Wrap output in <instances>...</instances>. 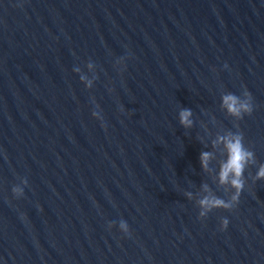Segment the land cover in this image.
<instances>
[{"label":"water","instance_id":"obj_1","mask_svg":"<svg viewBox=\"0 0 264 264\" xmlns=\"http://www.w3.org/2000/svg\"><path fill=\"white\" fill-rule=\"evenodd\" d=\"M242 87L237 119L220 98ZM228 131L253 153L244 187L197 219L205 186L231 192ZM260 163L264 0H0V264H264Z\"/></svg>","mask_w":264,"mask_h":264},{"label":"clouds","instance_id":"obj_2","mask_svg":"<svg viewBox=\"0 0 264 264\" xmlns=\"http://www.w3.org/2000/svg\"><path fill=\"white\" fill-rule=\"evenodd\" d=\"M122 61L123 58H121V66ZM86 67L91 68L92 65L87 64ZM72 71L75 72L78 71V69L73 68ZM79 80L84 83L85 88H88L92 85V80L86 79L84 75H80ZM251 101V94L246 88L243 87L240 95H236L232 92H226L220 98L221 106L224 111L228 115L237 119L251 113L253 107ZM93 103H95L94 100ZM91 115L93 117H98V113L96 111H92ZM177 119L178 123L182 127H190L192 124L191 110L188 108L180 109L177 113ZM215 143L222 145L225 154L224 160L220 162L217 169L216 182L220 185H227V189H231V192L227 199H224L208 192L205 186L204 194L195 201L197 208V219L206 217V215L213 209H231L236 205L241 189L244 187V182L242 180L244 168L253 160L252 151L245 148L242 134L238 131H228L221 136H217ZM209 156L210 153L208 151H202L199 153L201 168L207 167ZM252 180H264V163L257 165L256 171L252 176ZM26 184L27 181L21 180V185ZM10 193L13 198L21 197L24 194L23 187L20 185H12L10 187ZM186 195L190 196L191 194ZM227 223L228 220L226 217L219 218L220 229H223ZM107 227L109 229L112 228L111 222H109ZM116 228L122 234L127 235L129 233L128 224L124 219L119 221Z\"/></svg>","mask_w":264,"mask_h":264}]
</instances>
